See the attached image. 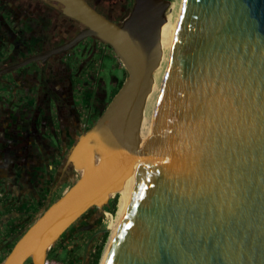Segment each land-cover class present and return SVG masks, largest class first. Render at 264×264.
I'll return each mask as SVG.
<instances>
[{"label": "water", "instance_id": "1", "mask_svg": "<svg viewBox=\"0 0 264 264\" xmlns=\"http://www.w3.org/2000/svg\"><path fill=\"white\" fill-rule=\"evenodd\" d=\"M54 1L85 28L51 52L94 37L127 76L66 156L79 177L2 264L29 255L44 264L66 228L91 207L103 211L143 157L130 155L170 0H133L120 23L85 0ZM102 264H264V0H181L144 162Z\"/></svg>", "mask_w": 264, "mask_h": 264}, {"label": "flooded vegetation", "instance_id": "2", "mask_svg": "<svg viewBox=\"0 0 264 264\" xmlns=\"http://www.w3.org/2000/svg\"><path fill=\"white\" fill-rule=\"evenodd\" d=\"M85 1L112 21L123 20L99 8V0ZM84 28L54 0H0V264L25 226L63 194L61 186L75 173L64 168L71 146L114 95L103 98L102 55L108 44L86 37L51 52ZM93 112L99 115L88 125ZM88 210L51 247L89 230V219L77 223ZM102 229H92L89 237ZM31 260L29 255L22 264Z\"/></svg>", "mask_w": 264, "mask_h": 264}, {"label": "rangeland", "instance_id": "3", "mask_svg": "<svg viewBox=\"0 0 264 264\" xmlns=\"http://www.w3.org/2000/svg\"><path fill=\"white\" fill-rule=\"evenodd\" d=\"M171 1V8L166 10L168 19L174 24L177 21V17L180 10L181 0H170ZM98 6L103 11L111 12L113 16L116 18V20L121 21L124 19L123 17H126L131 9L132 6V0H99ZM176 20V21H175ZM169 52L168 48H166V60L162 62L161 68L155 73V78L158 83V90L162 88L163 86V79L165 75V71L167 68V62L169 60ZM102 58V71L101 76L104 78V83L102 86L103 89V98L104 100H109L110 96L114 93L117 89V81L121 80L124 77L125 74V68L121 65L119 62L117 56L115 55L114 51L110 46H107L104 49ZM161 75V76H160ZM157 92H155L151 98L148 101L147 107H146V116L148 121L151 120V111L153 110V100L157 95ZM95 97V95H94ZM106 100V101H107ZM93 105L97 108L99 105V102L94 100ZM94 113V112H93ZM98 113L92 114V119L90 118L89 124H93L95 121V118L98 116ZM79 175L78 169L75 170V173L73 177L71 178L70 182L65 183L61 186L59 190V194L66 190L67 186L73 182ZM117 194V195H116ZM117 196L118 199V208L115 214H113L112 218L105 217L103 214V211L98 212L95 210V207H91L88 211L86 216L82 217L81 220H79L77 223L85 222L86 219H89V221L92 223V226L89 228V230L82 231L75 235V237H63L59 242L55 244V246L51 247L48 252V256L50 258H56L62 261L64 264H82V257L84 253V248L86 244V240L89 237L92 229H98V228H111L109 229L108 238L103 246L102 249V255L100 258L99 264H102L103 259L105 257V254L108 250L109 242L111 240V230H112V219H116L119 216V210L121 207V195L122 192L114 193L110 198H113L114 196ZM105 207V206H104ZM103 207V208H104ZM39 215V212L36 214V216ZM74 226L72 227V229ZM69 234V233H68ZM99 243V239L92 238L88 248L87 253L92 249L97 248ZM87 255V254H86ZM86 261V258H85ZM31 264V263H27Z\"/></svg>", "mask_w": 264, "mask_h": 264}, {"label": "bare ground", "instance_id": "4", "mask_svg": "<svg viewBox=\"0 0 264 264\" xmlns=\"http://www.w3.org/2000/svg\"><path fill=\"white\" fill-rule=\"evenodd\" d=\"M171 4L172 3L170 1L168 10L171 8ZM171 21L168 19L167 13H166V20L162 24V27H161V45H162V49H163L162 59H161L160 65L154 70V73H153L154 83H153L152 89L149 92V94L147 96V99H146V105H145V108H144V115H143L141 126H140V140L136 144V146L132 148V153L130 155V158L134 159V158L137 157L138 154L142 153V155H143L142 161L140 163H138V164L133 165L130 168L128 175L124 178L122 186L117 190V193L122 192V195H121V198H120L121 199V207H120V210H119L118 218L112 219L111 240L109 242V246H108V250H107L106 254L110 250L112 239H113V235L115 233V230H116V228L118 226V223L120 221V218H121L122 212L124 210V207H125V205L127 203V200H128V198H129V196H130V194H131V192H132V190L134 188V185H135L136 180L138 178L139 172H140L141 167L143 165L145 154H146L147 145H148V142H149V138H150V135L152 133V130H153V127H154V124H155V119H156V113H157V108H158V104H159L160 94H161V90L163 88V86H162V88L159 90V92H157L158 83H157V80L155 78V73L161 68L162 62H164L166 60V48H168V52L170 53L171 42H172V38H173L175 27H176V22L173 24L172 23L173 21L172 22ZM155 92H157V95H156V97L153 100V110L151 111V114H150L151 115V120L148 121L145 110H146V107H147L149 99L151 98V96ZM109 229H111V228H109Z\"/></svg>", "mask_w": 264, "mask_h": 264}, {"label": "trees", "instance_id": "5", "mask_svg": "<svg viewBox=\"0 0 264 264\" xmlns=\"http://www.w3.org/2000/svg\"><path fill=\"white\" fill-rule=\"evenodd\" d=\"M132 4H133V0H132ZM123 18H125V17H123ZM126 76H127V72L125 70L124 77L121 80H119L118 83H117V89L115 90V93L117 92V90L122 85V83H123V81H124ZM116 195L113 198H110L108 204L103 208L104 210L111 211L113 214L116 213L117 208H118V199H117ZM108 234H109V231L107 230V231H104V232L100 233L96 237L97 239H99L98 246L93 251L90 248V250L88 251V253L86 255L85 264H99L100 258H101V255H102V249H103V246H104V244H105V242H106V240L108 238Z\"/></svg>", "mask_w": 264, "mask_h": 264}, {"label": "built area", "instance_id": "6", "mask_svg": "<svg viewBox=\"0 0 264 264\" xmlns=\"http://www.w3.org/2000/svg\"><path fill=\"white\" fill-rule=\"evenodd\" d=\"M103 214L106 218L107 217L112 218V216H113V213L109 210H103ZM44 264H64V263L62 261H60L59 259L50 258L49 256H47L44 260Z\"/></svg>", "mask_w": 264, "mask_h": 264}]
</instances>
